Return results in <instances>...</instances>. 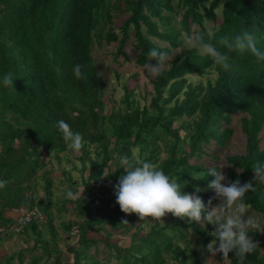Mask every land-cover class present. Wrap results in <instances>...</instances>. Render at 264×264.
I'll use <instances>...</instances> for the list:
<instances>
[{
	"label": "trees",
	"instance_id": "16d2710c",
	"mask_svg": "<svg viewBox=\"0 0 264 264\" xmlns=\"http://www.w3.org/2000/svg\"><path fill=\"white\" fill-rule=\"evenodd\" d=\"M245 30L264 50V0H0V77L14 74V86L0 83V180L8 181L0 188V233L35 199L44 216L40 225L32 223L18 234L23 247L0 257V264H23L27 254L28 264L43 259L50 264H264V231H249L260 249L243 261L234 253L227 258L218 253V263H208L212 256L205 249L214 230L170 213L162 220H140L124 214L115 197L125 174L115 154L157 163L177 179L183 193L206 189L213 179L207 170L220 169L209 161L217 160L211 147L230 142L232 117L240 113L245 152L226 156L222 172L229 181L252 183L254 191L244 200L264 220V182L253 172L264 162V61L218 43ZM184 32L203 34L228 57L227 67L185 48ZM102 42L115 43L111 58L117 65L132 59L144 69L149 50L169 54L163 71L149 78L143 106L134 98L136 86L125 84L118 101L105 95L93 56L95 44ZM75 64L84 66L83 78L73 75ZM212 73L214 80L205 86L189 81ZM59 120L82 135L79 152L67 147L56 126ZM61 160L71 164L69 171L60 167L68 188L82 191L76 199L66 198L68 189L64 192L58 211H70L75 220L63 221L58 229L50 174L53 162L60 166ZM194 172L205 175L196 180ZM41 189L46 206L37 196ZM58 230L75 239L66 245L68 257L57 249L63 240ZM100 243L105 259L91 254Z\"/></svg>",
	"mask_w": 264,
	"mask_h": 264
},
{
	"label": "clouds",
	"instance_id": "9594fccd",
	"mask_svg": "<svg viewBox=\"0 0 264 264\" xmlns=\"http://www.w3.org/2000/svg\"><path fill=\"white\" fill-rule=\"evenodd\" d=\"M182 35L187 45L195 48L199 53L211 56L215 63L227 67L228 57L207 42L203 34L184 32ZM218 43L240 54L249 52L257 63L264 61V50L257 48L254 35L247 30L240 32L234 38L223 36ZM168 57L169 54L165 51L155 48L149 50L147 62L143 65L147 76H158L163 71ZM83 67L81 64L73 66L72 72L76 78H83ZM13 82L12 72L0 77V83L4 87L14 86ZM56 126L62 133L67 147L79 152L84 145L82 135L73 132L71 126L64 120H59ZM114 159L118 168L125 173L119 177L115 186L116 203L124 214H136L140 220L145 218L162 220L170 213L174 217L186 219L188 223L210 224L214 227V231L209 233L213 239L207 244L205 251L213 257L219 253L227 258L229 253H234L240 261H243L248 254L260 249L259 242L248 234L250 230L261 229L258 218L249 214L251 205L244 200L248 192L254 191L251 182L241 183L239 179L229 181L222 172L223 168L219 170L216 167L209 168L206 175L213 179L208 184V188L215 193V198L220 203L213 206L210 198L206 205L202 197L195 194L202 189L195 188L194 194L183 193L177 179L166 175L157 163L147 160L132 161L127 156L118 154L114 155ZM253 172L256 180L264 182V162L255 164ZM204 175L205 173L194 172L191 176L200 180ZM104 176H108L107 169L104 170ZM7 183L8 181L0 180V188ZM65 195L68 199H76L80 193L68 189ZM123 223L128 224L127 221Z\"/></svg>",
	"mask_w": 264,
	"mask_h": 264
},
{
	"label": "rangeland",
	"instance_id": "374dc122",
	"mask_svg": "<svg viewBox=\"0 0 264 264\" xmlns=\"http://www.w3.org/2000/svg\"><path fill=\"white\" fill-rule=\"evenodd\" d=\"M176 2V0H173V3ZM219 15V12H217ZM219 19V17H218ZM118 24V22H117ZM185 48L190 49L191 47L187 45L186 41L184 44ZM114 44L107 45L104 42L99 45L98 43L95 44L94 50H93V56L96 59L99 74L103 77V82L105 83V95H112L115 100H119L121 96L123 95V90L122 87L127 84L130 88L135 89L134 93V98L136 101L139 103L140 106H143L146 101L141 97L146 89L150 88L149 85V78H153L151 76H147V73L145 72L144 69L139 68L135 66L133 63L132 59L129 62H123L122 59L119 60L121 65H117L116 63L113 62V59L111 58V51L114 50ZM202 54V53H201ZM135 75V77H134ZM119 77L116 79V77ZM215 75L212 74H206L204 76H193L189 78V81L194 82V83H202L204 86L207 82V80H214ZM242 114L238 113L232 117V121L230 126L234 128V133L233 136L228 142V144L225 147H216L212 146L211 149L214 151L215 156L217 157V160L214 162L209 158L211 164H218L220 168H223L222 170H225V157L228 155H235V154H243L245 152V137L243 136L241 130H240V117ZM261 136V143L260 147L261 149H264V127L260 133ZM159 147L162 149L163 148V143L161 141L158 142ZM73 158V155H71ZM117 163V162H115ZM60 167H63L66 170H70L71 164H67L65 160H61L60 166L56 162H53V168L54 170H51V178H52V213L54 215V224L55 226L59 229L60 225L63 221H68L69 219L75 220L74 216L70 211L68 212H59L58 209L60 207V201L64 196V192L69 189V183L60 176ZM47 169H50L49 167ZM73 179H76L78 183H80V179L75 178L76 177V172L72 173ZM79 186V184L77 185ZM81 187L79 188L78 193L81 194ZM206 192H210L211 196L210 197H205L204 194ZM197 195L201 196L202 199L204 200L205 204L207 205L208 200L211 198L212 199V204L213 206H216L220 203L218 199L215 198V193L206 187V189H202L201 192L197 193ZM38 198L42 202L44 206L47 205V200L46 196L44 194V190L41 189L38 193ZM59 201V203H58ZM57 203V204H56ZM70 204H68L66 207L68 209L70 208ZM249 214L258 218L261 228L264 227V220H262L261 216L249 209ZM196 224V223H195ZM198 226H201L207 230H214V227L210 224L204 225L203 223L201 224H196ZM261 231V229H259ZM58 237H61L63 240H60L57 242V249L62 252V255L64 257H68V253L66 252V245L68 244H73L75 242V239L69 236L64 235L61 230H58ZM76 229H73V232H75ZM126 241L128 239H125ZM121 243V242H120ZM25 245V244H24ZM26 246V245H25ZM23 247V242L19 238V235H15L13 238L10 240H7L4 243H0V257L4 255H9L12 252L17 251L19 248ZM30 247V245L28 246ZM106 248L103 245V243L97 244L95 248L91 249V254H97L100 259H105L108 257L106 255ZM38 253H41L39 251ZM30 256L29 254L26 255L25 261L23 264H28L29 263ZM49 261L51 260L48 258ZM112 262H114L113 259H111ZM71 260L69 261V263ZM208 263H218L215 260V256L211 257V259L208 260ZM40 264H50L49 262L45 263V259L42 260Z\"/></svg>",
	"mask_w": 264,
	"mask_h": 264
},
{
	"label": "built area",
	"instance_id": "2783aa9c",
	"mask_svg": "<svg viewBox=\"0 0 264 264\" xmlns=\"http://www.w3.org/2000/svg\"><path fill=\"white\" fill-rule=\"evenodd\" d=\"M38 203L39 201L35 199L29 208L17 214L13 218L8 227L1 231L0 243H4L9 238L21 233L32 223L40 225L44 221V216L38 209Z\"/></svg>",
	"mask_w": 264,
	"mask_h": 264
},
{
	"label": "crops",
	"instance_id": "0c3cea01",
	"mask_svg": "<svg viewBox=\"0 0 264 264\" xmlns=\"http://www.w3.org/2000/svg\"><path fill=\"white\" fill-rule=\"evenodd\" d=\"M16 215H17V214H13V215H12V219H13Z\"/></svg>",
	"mask_w": 264,
	"mask_h": 264
},
{
	"label": "bare ground",
	"instance_id": "6f19581e",
	"mask_svg": "<svg viewBox=\"0 0 264 264\" xmlns=\"http://www.w3.org/2000/svg\"><path fill=\"white\" fill-rule=\"evenodd\" d=\"M96 60V59H95Z\"/></svg>",
	"mask_w": 264,
	"mask_h": 264
}]
</instances>
